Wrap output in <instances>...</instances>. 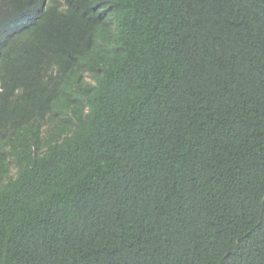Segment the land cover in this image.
Returning <instances> with one entry per match:
<instances>
[{"label": "trees", "instance_id": "obj_1", "mask_svg": "<svg viewBox=\"0 0 264 264\" xmlns=\"http://www.w3.org/2000/svg\"><path fill=\"white\" fill-rule=\"evenodd\" d=\"M0 264H264V0H0Z\"/></svg>", "mask_w": 264, "mask_h": 264}, {"label": "rangeland", "instance_id": "obj_2", "mask_svg": "<svg viewBox=\"0 0 264 264\" xmlns=\"http://www.w3.org/2000/svg\"><path fill=\"white\" fill-rule=\"evenodd\" d=\"M85 82L86 83H92L93 81H92V79L88 75H86L85 76ZM12 172L14 173V171H12Z\"/></svg>", "mask_w": 264, "mask_h": 264}]
</instances>
